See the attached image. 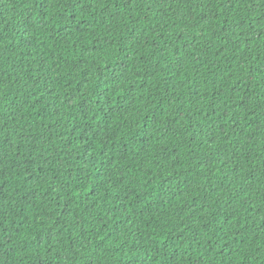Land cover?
<instances>
[{
	"label": "trees",
	"instance_id": "trees-1",
	"mask_svg": "<svg viewBox=\"0 0 264 264\" xmlns=\"http://www.w3.org/2000/svg\"><path fill=\"white\" fill-rule=\"evenodd\" d=\"M0 264H264V0H0Z\"/></svg>",
	"mask_w": 264,
	"mask_h": 264
}]
</instances>
